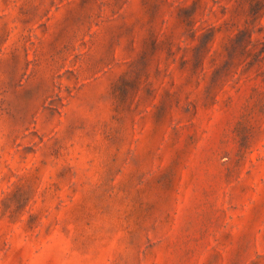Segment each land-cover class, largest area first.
<instances>
[{
	"label": "rangeland",
	"instance_id": "374dc122",
	"mask_svg": "<svg viewBox=\"0 0 264 264\" xmlns=\"http://www.w3.org/2000/svg\"><path fill=\"white\" fill-rule=\"evenodd\" d=\"M0 264H264V0H0Z\"/></svg>",
	"mask_w": 264,
	"mask_h": 264
}]
</instances>
